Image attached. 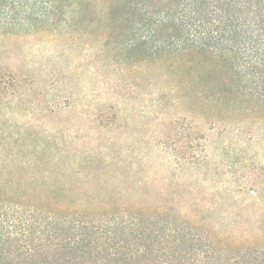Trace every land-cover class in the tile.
<instances>
[{"label":"rangeland","instance_id":"obj_1","mask_svg":"<svg viewBox=\"0 0 264 264\" xmlns=\"http://www.w3.org/2000/svg\"><path fill=\"white\" fill-rule=\"evenodd\" d=\"M263 45L264 0H0V264H264Z\"/></svg>","mask_w":264,"mask_h":264},{"label":"trees","instance_id":"obj_2","mask_svg":"<svg viewBox=\"0 0 264 264\" xmlns=\"http://www.w3.org/2000/svg\"><path fill=\"white\" fill-rule=\"evenodd\" d=\"M255 63L260 66L264 65V52L263 51L261 53H258V57L255 59Z\"/></svg>","mask_w":264,"mask_h":264}]
</instances>
